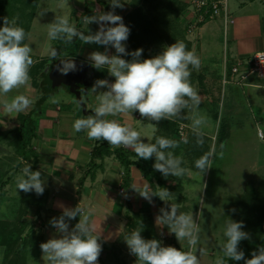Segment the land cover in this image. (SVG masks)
<instances>
[{
	"label": "clouds",
	"instance_id": "obj_1",
	"mask_svg": "<svg viewBox=\"0 0 264 264\" xmlns=\"http://www.w3.org/2000/svg\"><path fill=\"white\" fill-rule=\"evenodd\" d=\"M126 0H108L112 11L104 12L94 9L93 15H83L85 25L97 24L98 30L94 33L87 29V33L70 23L68 17L56 15L55 19L47 24L49 40L62 41L65 45L72 44L74 38L82 44H96L104 46L105 51H93L87 59L97 70L106 69L114 82L107 79H97L91 92L96 94L97 106L92 115H85L75 119V132H86L89 140L107 141L115 148L131 149L138 158L149 160L155 157L153 168L165 178L169 175L181 178L189 175V169L182 167V157L175 156L169 149L177 148L178 142L166 137H156L154 143H145L141 133L130 124H121L116 117L121 114H131L138 111L142 118L149 121H172L186 117L184 113L192 112L191 129L196 137V144L203 146V127L207 124L205 116L196 110L201 103L198 90L193 87L190 77L193 69L199 70L201 60L194 51L187 50L183 41L166 46L163 51L151 58L142 59L143 49L138 48L128 52L125 42L129 38L130 29L125 25L122 16L115 14V9L123 8ZM47 9H41L38 15L42 17ZM3 26L0 27V96H7L14 90L28 86L30 69L34 64L33 49L25 43L28 34L25 29L17 25L16 17H3ZM109 48L115 49V54L109 53ZM48 53L54 60L58 51L49 48ZM124 56H131L126 60ZM261 63L264 53L256 55ZM58 71L68 74L76 71L77 66L72 59H61ZM106 89L99 91L98 89ZM53 102H57L53 100ZM34 101L29 96L20 93L10 100L0 101V111L4 115L16 117L26 112ZM151 124V123H150ZM152 127L157 128L155 124ZM187 143V141H184ZM223 147V146H221ZM214 149L205 152L195 160V168L201 174L212 168ZM223 157V152L219 153ZM24 166L15 176L16 188L25 193L35 192L42 195L45 191V181L41 171H33L31 164L23 161ZM131 188L142 198L152 203L153 197H159L166 204L170 202L172 193L163 187L157 186L154 191L150 184L132 185ZM202 202V201H201ZM62 209L59 217H53L49 223L56 229L58 236L49 238L40 244L42 259L47 264H98L102 252L101 226L94 217V210L81 206L75 207L58 205ZM235 211L234 209L232 210ZM79 217L78 222L70 227L69 222ZM155 223L167 227L178 241H186L187 251L173 246H163L160 240L145 239L141 230L136 228L124 236L131 255L136 257V264H201L200 257L206 255V250L199 247L200 224L194 219L193 213L179 211V205L170 203V208H161L155 218ZM242 221H226L223 236L224 242L220 245V255L214 264H228L231 261L244 260V264H264V246L251 253L250 259H245V253L240 249L241 241L250 239L244 231ZM107 239V238H106Z\"/></svg>",
	"mask_w": 264,
	"mask_h": 264
},
{
	"label": "rangeland",
	"instance_id": "obj_2",
	"mask_svg": "<svg viewBox=\"0 0 264 264\" xmlns=\"http://www.w3.org/2000/svg\"><path fill=\"white\" fill-rule=\"evenodd\" d=\"M101 1L109 4L108 0ZM240 1L247 3L245 6H241ZM27 2H30V0H0V27L3 26V17L8 16L9 19L13 17L18 18L17 25L25 30L26 28L28 29V39H26L25 43H28L33 49L32 56L34 63L41 59H50L51 57L48 53L49 48H55L60 55L62 54V41L49 40L47 35V24L51 23L56 15L66 16L69 18L70 23L76 24L75 20L80 16L84 6H87L92 13L94 9H100L104 12L112 11V8H108L104 4L101 5L95 0H38L35 12L31 15V9H27ZM227 6L229 16L235 20V27L241 30L239 37H250V28L247 27L245 29L243 27L246 25L249 26L250 23L247 24L244 23V21L247 18H253L254 14L261 17L264 15V0H253V2L247 0H227ZM41 9L48 10L42 17L38 15V12ZM188 11H190V7L188 8ZM129 12H131V10L125 7L122 9H115V14L122 16V18L126 17ZM189 20L188 27L191 24V19L189 18ZM207 27H209L210 31L212 30L209 34L211 38L205 37L204 32L201 36V43H203L204 46L206 44V48L204 46L203 48L207 52L206 55L210 57L209 60L204 59L205 73L209 74H201L204 79L203 87L201 84H198L197 80H192L193 87L198 90L201 97V103L196 111L207 119V124L202 130L205 133L204 137L206 136L210 139L207 143L208 151L214 149L217 155L213 158L212 168L207 172L201 174L198 169L194 168L195 160L200 156L195 159L192 155L183 152L186 148L185 146L193 147V142L195 141V137L189 135L192 132L191 117L193 113L187 112L185 114L187 122H184V124L187 125L186 127L181 125V121H176V119L173 121L176 122L177 126L183 127L182 133L184 136L182 139L178 138L177 141L178 144L181 145L178 147L179 151L177 150L175 153L173 151L174 149L169 150L172 151L175 156L182 157V167L189 169L190 174L181 178H176L171 175L165 178L158 171L160 175L153 177L152 179L154 182L153 184L156 187L167 188L172 193L170 202L166 204L163 201L165 208H170V203H176L179 205L180 212L193 213L194 219L201 227L198 246L203 247L206 250V255L200 257L201 264H214L217 256L221 254L220 245L225 240L223 231L228 219L238 222L242 221L245 225L243 230L250 235V239L241 241L239 245L240 249L245 253V258L247 254L246 249L253 248L251 246L255 243L257 244V239H259L255 238L258 237L257 234L259 236H264V228L262 230L260 227L256 230L252 228V223L254 222L255 217L248 214L246 208L237 207V212L232 211L233 209L235 210L234 201L243 198L245 195H249L247 191L248 187H246V185L251 183L250 185L255 187L264 176V137L260 140L258 135H256V131L258 134L259 129L264 134V88L254 89V87L251 86L250 81L244 82L243 85H236L235 82H237L238 77L232 79L234 80V84L225 83L222 85L224 80L223 57L226 55L224 71L226 73L225 80L227 81V79H230L228 74H230L231 64H233L235 60L230 56L232 54L235 55V48L233 45L228 47L227 50L226 48H223L224 44L222 42V35L224 28L222 27V21L220 18H214L213 21L208 23ZM231 28L232 26L229 29ZM80 29L85 33H87V29L94 33L98 30V25L93 23L87 26L82 22ZM196 30H198V28ZM138 32L139 31H136L135 33L138 34ZM186 33H188L187 29ZM188 34H192V32H189ZM194 38L195 41H198L197 35ZM250 38H253V36ZM251 46L252 45L249 46L248 52L253 49ZM74 56L75 52L72 51L70 52V57L66 59H72ZM81 60L84 61V59ZM243 62H247V60ZM217 79L218 81H216ZM220 79L223 88L220 87ZM255 80L256 79L252 78V81ZM262 80L263 79H259L255 82L263 87L264 81ZM26 88L27 86L19 90H14L7 96H2V98L0 96V101L10 99L20 93L25 94L24 91ZM207 88H209V92ZM102 91H104L103 88ZM205 91L209 94H204ZM91 97L94 98L93 95ZM71 99L72 101L75 100L72 96L67 95L63 89H60L58 95L55 94L53 96L52 101L49 99L45 102V105H42L41 107L44 109L48 105L64 107L65 104H67L66 102H69V100L71 101ZM53 100L57 102H53ZM216 100H218L219 110H221L222 105L225 108L224 112H221L223 118L227 116V120L231 121L229 128L227 127L225 133L226 139L222 144L216 142L219 118L218 120H214L212 112L210 111L212 109V103ZM136 113L137 111H134L131 114H123V118L129 121L130 124L135 123L136 128L134 129L141 133L142 140L145 143L150 142L155 130V128L151 126L153 123L146 118L136 120ZM23 115L25 116V114ZM116 120H118V118ZM18 122L20 123L19 120ZM34 123H36V119H34ZM25 124L27 127L28 120H26ZM6 126H10L9 121ZM25 131L26 129H24L23 134H26ZM6 134L7 133H3L2 136H0V175L2 172L9 169V173L7 174L8 177L4 175L2 176V180L6 183L4 182L0 185L2 187V190H0V219L12 220L15 218L14 215L16 211L14 212V210L18 206L19 197L23 193L16 188L15 176L20 173L21 168L24 165L19 163L21 159L15 153L14 148L10 145V138L5 137ZM191 137H193L192 142L189 141V139H192ZM183 140H188L187 144ZM190 142L192 146L189 145ZM31 152L33 151L31 150ZM220 152H223L222 158L219 156ZM156 190L158 191V189ZM263 190L264 189H262V191ZM256 204H258V206L260 204L264 207V191L257 193L256 203L251 206V209L255 208ZM34 210H36L35 207H29V210L27 209L22 219L25 224L27 219L30 220V225L32 223L30 228L28 227L29 224H26L27 228H25V231L27 234L25 233L24 235L27 237H30L29 232L31 234L33 233L32 227L33 229H37L38 223L34 218L35 216L30 215L27 217L28 213L34 212ZM9 224L11 225L12 222ZM45 224L47 225L46 234L50 235L51 226L48 222ZM141 227L143 229L145 227L146 231H141V235L145 239L159 240L158 234L161 232L165 240H160L162 244L167 243L169 236H171L168 246H173L184 251H187L189 248L186 241H178L175 235L168 231L166 226L165 228L162 227V229H160L161 226H158L157 224L152 225L151 222H148L144 226L143 222H141ZM8 228L9 227H5V230ZM5 233H9V231H5ZM20 238L24 239L22 236ZM121 244V242H118L115 245L106 246L98 258V264H136V258L131 257V254L127 255V252L120 253ZM17 252L20 254L22 251L20 252V250H18ZM25 255V264H47L42 257L39 258L37 255L34 256L33 254H29V251H26ZM241 261L230 260L228 264H241Z\"/></svg>",
	"mask_w": 264,
	"mask_h": 264
},
{
	"label": "crops",
	"instance_id": "obj_3",
	"mask_svg": "<svg viewBox=\"0 0 264 264\" xmlns=\"http://www.w3.org/2000/svg\"><path fill=\"white\" fill-rule=\"evenodd\" d=\"M130 1L131 0H126L124 7L131 10L129 5ZM179 1L184 3L186 8L180 13L178 23L183 30L186 43L189 44V50L194 51L201 60L199 70L193 69L191 71L190 80L193 85L192 75L209 74L205 73L204 59L209 60L210 57L206 55L207 52L203 48L204 44L201 43V36L205 32V37H210L209 34L212 30L210 31L207 25L214 19L200 25L198 30H196L197 32L194 31L192 34L186 33L187 25L190 21L189 18L193 20V12L191 8L190 11H188V8L190 7V0ZM247 1L253 2V0ZM100 3L101 5L104 4L108 8H111V5L106 4L103 1ZM246 3L247 2L244 3V1H240L241 6H245ZM229 17L231 23L228 25V28H226V31L223 29L222 42L224 46H226H223L226 50L231 45L235 48V55L231 53L233 56H230L235 59L233 64H231V67L237 62L244 64L245 62L243 61L248 60L255 52L262 51L264 53V15L261 17L254 14L253 18H247L244 21V23H250L249 26L246 25L243 27L245 29L247 27L250 28L249 35L253 36V38H250L251 36L245 38L241 35V37H239L241 30L235 27V20L231 18V16ZM231 26L232 28L229 29ZM236 29L238 30V33ZM192 35L194 37L197 35L198 41H195V38ZM154 45L155 50L151 52L148 51V58L160 54L163 49L168 46L167 44H161L158 47L156 43ZM250 45H252L251 48L253 49L248 52ZM204 47L206 48V44ZM93 51L103 52L105 51V48L104 46L96 44H82L81 42L74 56L75 59L80 61H82L81 59H84L82 62L88 64L89 73L87 72L85 77L88 78V83L87 85H81L79 90L81 91L80 96L86 106V110L91 112H93L94 108L97 106L95 98L96 94L90 91L94 84L92 80L95 72H92V66L87 59L89 53ZM109 53L115 54V49L109 48ZM55 61L52 62L51 60H48L46 66L42 69V72H37L35 74H32L31 70L37 62L31 67V79L24 93L29 96L34 103L26 112L20 113L16 115V117H10L8 115H4L3 111H0V136H2L3 133L11 132L17 128L19 126L18 120L20 121L19 118L23 114H30L32 125L35 129L33 138L30 142V150H32L34 154L31 156H33L34 159L29 156L30 159L23 160L24 162L31 164V170L41 171L42 179L45 181L43 206L40 210H34V212H29L27 215V217L34 215V218L38 223L37 229H33L32 227L33 234L35 233L41 237L42 242H46L53 236H58L56 229L51 225V234H46L47 225L45 223L48 222V224H50L49 221L53 217H59L62 214V209L58 205L63 204L66 207H75L80 203L81 206L94 210L93 218L98 224H100L102 230L101 240L99 241L102 244V250L105 249L106 246L108 247L121 242L120 253L122 254L123 252H127V255H129L130 252L124 242V236L136 228L145 232V227L144 229L141 227V222H143L144 226L148 222H151L152 225H156L155 218L159 214V210L161 208H165L164 202L161 201L159 197H153L152 203L150 204L131 188L132 185H143L145 183L150 184L148 179L135 165H128L125 167L124 164L117 159L113 152L115 149H120V154L124 157L123 159L133 162L138 160V158L135 157L136 154L131 149L123 147L115 149L110 148V151L107 150L101 152V156L96 155L95 157H92V149L97 147L101 141L89 140L86 132L84 131H74L72 127L74 120L85 116V113L82 111L81 107L76 104L75 100H69V102H66L67 104H65L64 107L58 105H48L45 109L41 107L42 105H45V102L49 99L52 101L53 96L55 94L58 95L60 89H63L67 95L71 96L65 86L52 88L53 91L49 97L46 98V100L39 105L38 108H36V101L46 91L45 85H48V73ZM222 61L224 69V62L226 64V55H224ZM242 68L246 69L244 65ZM242 68H240V70ZM102 70L105 74H98V76L101 77L100 79H107L110 82H114V77H111L106 69ZM239 72L241 73V71ZM235 77L237 76H234V78ZM252 78L259 80L255 76L250 75L245 82L250 81V84L254 87V89L264 88V85L263 87H261V85L259 86V83H256V80L252 81ZM216 81H218V79ZM262 81H264V78ZM220 87H222L221 79ZM208 89L209 88H207V90ZM105 90L106 89H104V91ZM99 91H102V89H98V92ZM208 92L205 91V94H209ZM92 95L94 98L91 97ZM72 98L74 99V96ZM117 118V121L121 124H130L129 121L123 118V114L116 117H108V119ZM141 118L142 117L137 111L135 119L139 120ZM34 119H36V123H34ZM8 121L10 122L9 127L6 126V124L8 125ZM151 122L156 125L155 121ZM130 125L133 128H136L135 123H131ZM181 125H184V127L187 126L184 123H181ZM258 131L261 132L264 137L262 131L260 129ZM156 132L157 128L154 130L150 143H154L155 138L157 137ZM168 138L174 140V137ZM152 169H154L153 165ZM151 183H154L153 179L151 180ZM153 186L154 188L152 189L157 191V187L154 184ZM120 190H123L122 194L119 193ZM78 219L79 217L75 220H71L69 222L70 227L74 226L75 223L78 222ZM26 224H29V228L32 225V223L30 225V220L28 219ZM160 229H162V227ZM158 235L159 240L165 241L161 232ZM170 237L171 236H169L167 243L162 244L163 246L169 245ZM42 255V250L40 248L37 256L40 258ZM131 257L134 256L131 255Z\"/></svg>",
	"mask_w": 264,
	"mask_h": 264
},
{
	"label": "trees",
	"instance_id": "obj_4",
	"mask_svg": "<svg viewBox=\"0 0 264 264\" xmlns=\"http://www.w3.org/2000/svg\"><path fill=\"white\" fill-rule=\"evenodd\" d=\"M95 1L101 4L100 0H95ZM37 2L38 0H30V2H27V9L28 8L31 9V15L35 12ZM129 5L131 7V12H129V14L123 18L125 25L128 26L130 29L129 38L125 42L126 49L128 52H132L138 48H142L143 53L141 58L146 59L148 58V54H149L148 51L151 52L155 50V45H154L155 43L159 47V45L161 44H167L169 46L175 43L176 41H183L187 46V50H189V44L186 43L183 35V30L181 29L178 23L180 13L186 8V5L184 3L180 2L179 0H131ZM83 15H93V13L87 6L83 7V11L81 12L80 16H78L75 20L76 21L75 26L80 31H81L80 27L82 24ZM25 31L28 34L27 28ZM136 31H139L138 34L135 33ZM80 43L81 41H79L76 38H74L72 44L65 45L62 42L61 44L62 54L60 55L58 53L57 57L54 60L52 58L46 60L41 59L39 62H37L34 65V67L31 70V73L35 74L37 72H42V69H44L48 60H51L53 62L56 59L69 58L70 52L72 51L76 52ZM123 58L126 60H130L131 56H124ZM91 70L92 72H95L94 73L95 75L92 80L93 82L101 78L100 76H98V74H105L103 70H96L94 67H91ZM228 75L230 76V74ZM192 79L197 80L198 84H201L203 87V78L201 74L192 75ZM45 90H46L45 93L36 101V108H38L39 105H41L53 91L52 88H50L48 85H45ZM218 108H219V104H218V100H216L214 103H212V109L210 111L212 112L214 120H218L219 118L218 128H217V138L216 137L215 138L218 144H222L226 139L225 133L227 127L229 128L231 121L227 120V116L223 118V114L221 115V112H224L225 110L224 106L223 105L221 106V110H219ZM19 119H20L19 126L14 130H12L11 132H8L5 135V137L10 138L9 141L10 145L14 148L15 153L20 157V159L23 158V160H26V159H30L29 156L34 155L33 152H31L30 150V142L31 139L33 138L35 129L32 125L30 114H27L22 117L20 116ZM25 119L28 120L27 127L25 124L26 122ZM186 119L187 117L183 119H176V121H181L182 123H184L185 121L187 122ZM173 121L174 120L172 121L161 120L158 123L156 122L157 137H166V138L174 137V140L176 139L178 141V126L176 125V122ZM24 129H26L25 133L28 136L26 134H23ZM189 135L195 137L193 132H191V134ZM193 137H191L192 139H189V141L192 142ZM204 139H205V144H203V146H198L196 144V137H195L194 138L195 141L193 142V147L185 146L186 148L184 149L183 152L192 155L195 159L198 156H202L205 152L208 151L207 143L208 141H210V139L206 136L204 137ZM191 142L189 144L190 146H192ZM178 147L177 149L175 148L173 151L174 152L177 151ZM110 148L111 147L108 145L107 141H101L97 147L92 149V153H91L92 157H95L96 155L101 156V152L107 150L110 151ZM113 152L117 157V159L121 161L125 167H127L128 165H135L141 171V173L148 179V181L151 184V188H154L153 184L151 183V178L160 175L158 171L152 169V165L155 163V157L149 160H144L142 158H138L137 156H135L136 158H138V160L132 162L123 159L124 157L120 154L121 153L120 149H115L113 150ZM31 157L32 159H34L33 156ZM8 173H9V169L1 173L0 185L5 182L2 180V176L4 175L8 177L7 175ZM250 184L251 183H248L246 185V187H248L247 191L249 195L248 196L245 195L243 198L234 201L235 212H237L238 210L236 209L237 207L246 208L248 214H251L253 217H255V220L252 223V228L256 230L260 227V229L262 230L264 228V207H262L260 204L259 206L258 204H256L255 208L251 209V206H253L256 203L257 193H261L264 191V190L262 191V189H264V176L262 180L255 185V187L251 186ZM0 190H2L1 186H0ZM44 195L45 193L38 196L37 194H35L34 191L29 193L23 192L19 197L20 199L18 206L14 210V212L16 211L14 215L15 218H13L12 220L0 219V250H1L0 264H25L26 251H29V254H33L34 256L38 254L40 250V244L42 243L41 237L33 233L31 234L30 232H29L30 237L24 235L26 233L25 228H27V226L22 219L27 209H29V207L32 206L35 207L37 211L41 209V207L43 206ZM11 222L12 224L10 225L9 223ZM5 227H9V228L5 230ZM5 231H9V233H5ZM21 236L24 239L20 238ZM257 236L258 237H255V238H259L257 239L258 240L257 244L256 243L253 244L251 246L253 248L246 249L247 254L245 259H250L251 253L253 251H257L260 247L264 246V236H259L258 234ZM18 250L22 252L19 254L17 252ZM241 264H243V260L241 261Z\"/></svg>",
	"mask_w": 264,
	"mask_h": 264
},
{
	"label": "built area",
	"instance_id": "obj_5",
	"mask_svg": "<svg viewBox=\"0 0 264 264\" xmlns=\"http://www.w3.org/2000/svg\"><path fill=\"white\" fill-rule=\"evenodd\" d=\"M190 8L193 12V20H191V24L187 26V32H194L200 25L205 22L212 20L214 18H220L222 21V25L224 31H226L227 26L231 23L229 14H228V6L227 0H190ZM193 24V25H192ZM257 53H263L262 51L255 52L252 56L245 62L244 64L241 62H237L230 69V79H226L225 71L223 69V84L228 83L234 84V76L238 77L236 85L244 84L245 80L251 75L255 76L258 79L264 78V63H261L260 59L256 56ZM262 62H264V57H261ZM245 68H242V66ZM240 68H242L240 70ZM241 71V73L239 72ZM182 126L178 128V138H183ZM258 137L260 140L263 139V136L260 132H258ZM120 194L123 193V190L119 191Z\"/></svg>",
	"mask_w": 264,
	"mask_h": 264
},
{
	"label": "water",
	"instance_id": "obj_6",
	"mask_svg": "<svg viewBox=\"0 0 264 264\" xmlns=\"http://www.w3.org/2000/svg\"><path fill=\"white\" fill-rule=\"evenodd\" d=\"M61 59L56 60L49 70L47 79L48 86L50 88L65 86L68 92L74 96L76 104L81 107L85 115L94 114L86 110V106L80 96L81 91L79 90L81 85H87L88 83V78H85L88 72V64L77 59H72L77 66V70L70 71L65 75L59 72L57 68V66L60 65Z\"/></svg>",
	"mask_w": 264,
	"mask_h": 264
},
{
	"label": "flooded vegetation",
	"instance_id": "obj_7",
	"mask_svg": "<svg viewBox=\"0 0 264 264\" xmlns=\"http://www.w3.org/2000/svg\"><path fill=\"white\" fill-rule=\"evenodd\" d=\"M81 88V87H80Z\"/></svg>",
	"mask_w": 264,
	"mask_h": 264
}]
</instances>
